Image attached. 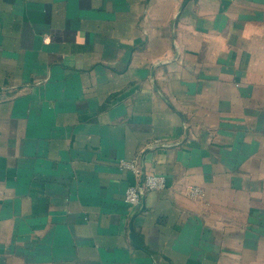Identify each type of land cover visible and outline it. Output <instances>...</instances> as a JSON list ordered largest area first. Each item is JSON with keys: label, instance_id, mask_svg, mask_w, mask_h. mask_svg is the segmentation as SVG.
Returning a JSON list of instances; mask_svg holds the SVG:
<instances>
[{"label": "crops", "instance_id": "obj_1", "mask_svg": "<svg viewBox=\"0 0 264 264\" xmlns=\"http://www.w3.org/2000/svg\"><path fill=\"white\" fill-rule=\"evenodd\" d=\"M0 264H264V0H0Z\"/></svg>", "mask_w": 264, "mask_h": 264}, {"label": "built area", "instance_id": "obj_2", "mask_svg": "<svg viewBox=\"0 0 264 264\" xmlns=\"http://www.w3.org/2000/svg\"><path fill=\"white\" fill-rule=\"evenodd\" d=\"M123 168L132 170L135 174L138 183L130 186L125 195V201L132 207L140 206L144 194L148 191H161L166 188V178L158 174H144L142 170L135 163H122ZM193 195L199 194L200 191L197 188H191Z\"/></svg>", "mask_w": 264, "mask_h": 264}]
</instances>
